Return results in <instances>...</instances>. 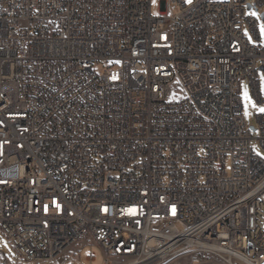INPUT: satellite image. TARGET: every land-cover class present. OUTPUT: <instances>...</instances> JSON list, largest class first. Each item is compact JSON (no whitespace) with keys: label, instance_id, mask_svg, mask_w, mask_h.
<instances>
[{"label":"built area","instance_id":"1","mask_svg":"<svg viewBox=\"0 0 264 264\" xmlns=\"http://www.w3.org/2000/svg\"><path fill=\"white\" fill-rule=\"evenodd\" d=\"M263 6L0 0V234L18 264L80 242L103 264H264V113L252 131L240 98L248 80L264 101V44L244 35L260 40L245 8Z\"/></svg>","mask_w":264,"mask_h":264},{"label":"rangeland","instance_id":"2","mask_svg":"<svg viewBox=\"0 0 264 264\" xmlns=\"http://www.w3.org/2000/svg\"><path fill=\"white\" fill-rule=\"evenodd\" d=\"M159 11V0H151V12L153 16H158ZM176 14L177 8L174 5H170L167 8L166 14L168 15ZM261 14H264V6L259 10L255 11L254 9L248 10L245 8L246 17H250L256 20L255 28L257 30L258 36L260 38L259 41L255 40L251 32L247 27L244 29V35L248 42L253 46H259L264 44V34H262L261 28L264 26V17L261 18ZM103 69L102 65L95 66L94 70L96 72L101 71ZM257 79L259 81V91L261 96L264 98V72L262 70H258ZM241 103H242V114L246 120V123L249 127H257L256 123V115L264 113L259 111V109L264 108V101L259 104L257 100L254 98L252 94V90L248 80H244L241 82V93H240ZM253 138L256 136V133L252 134ZM251 146L254 152L264 158V153L259 148L257 142L255 140L251 141ZM81 247L75 248L76 256L72 263L65 262L64 264H103L106 255L99 248V246L93 242L91 243H81ZM88 253L94 254V261L87 262L86 255ZM0 255L2 256L0 259V264H18L19 256L15 253V251L8 244L7 240L0 234ZM73 259V258H72ZM58 262H61V258ZM110 264H126L125 260L120 258H112L109 259ZM22 264H30V263H22ZM44 264V263H42ZM47 264H52L51 262ZM53 264H56L53 262ZM151 264H226L222 260L217 257L207 255H180L173 258H170L166 261H156Z\"/></svg>","mask_w":264,"mask_h":264},{"label":"crops","instance_id":"3","mask_svg":"<svg viewBox=\"0 0 264 264\" xmlns=\"http://www.w3.org/2000/svg\"><path fill=\"white\" fill-rule=\"evenodd\" d=\"M82 245H81V242L80 243H77V244H75V245H73L72 247H70L67 251H66V253L64 254V257H67V258H70L71 259V261H69L70 263H72L73 261H74V258H75V256H76V253H75V248L76 247H81ZM89 254V253H88ZM93 254V253H92ZM87 256V255H86ZM73 258V259H72ZM95 259V258H94ZM94 259H93V261H94ZM86 261L87 262H93V261H88L87 260V258H86ZM65 263V262H64ZM63 263V264H64ZM44 264H47V263H44ZM53 264V263H52Z\"/></svg>","mask_w":264,"mask_h":264},{"label":"snow or ice","instance_id":"4","mask_svg":"<svg viewBox=\"0 0 264 264\" xmlns=\"http://www.w3.org/2000/svg\"><path fill=\"white\" fill-rule=\"evenodd\" d=\"M189 2H190V0H189ZM261 31H262V34H264V26H262ZM259 111L264 112V108L259 109Z\"/></svg>","mask_w":264,"mask_h":264},{"label":"water","instance_id":"5","mask_svg":"<svg viewBox=\"0 0 264 264\" xmlns=\"http://www.w3.org/2000/svg\"><path fill=\"white\" fill-rule=\"evenodd\" d=\"M261 18H262V16H261ZM259 69L261 70V68H259ZM250 129H251L252 131H254V127L251 126Z\"/></svg>","mask_w":264,"mask_h":264}]
</instances>
